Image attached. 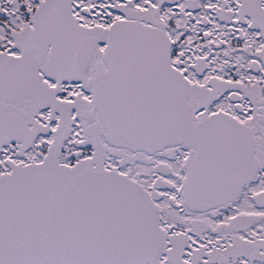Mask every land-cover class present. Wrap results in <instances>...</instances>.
Listing matches in <instances>:
<instances>
[{
    "label": "snow or ice",
    "instance_id": "6c2138e0",
    "mask_svg": "<svg viewBox=\"0 0 264 264\" xmlns=\"http://www.w3.org/2000/svg\"><path fill=\"white\" fill-rule=\"evenodd\" d=\"M0 264H264V0H0Z\"/></svg>",
    "mask_w": 264,
    "mask_h": 264
}]
</instances>
